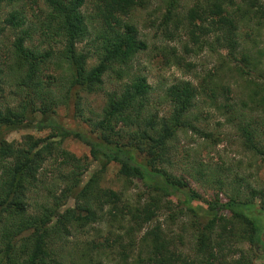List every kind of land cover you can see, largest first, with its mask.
<instances>
[{
  "label": "trees",
  "instance_id": "trees-1",
  "mask_svg": "<svg viewBox=\"0 0 264 264\" xmlns=\"http://www.w3.org/2000/svg\"><path fill=\"white\" fill-rule=\"evenodd\" d=\"M4 1L13 4L16 0H0V4ZM148 1L42 0L41 27L27 21L23 13L12 14L10 21L19 29V37L6 65L24 97L16 106L0 108V264H70L59 244L75 232L102 223L109 229L116 225L124 228L128 221L133 224L129 232L153 224L143 238L145 256L139 255L140 264L253 263L246 252L227 259L235 252L233 243L247 241L256 246L261 241L260 228L248 215L255 205L247 197L238 195L227 202L208 204L207 223L199 230L189 256L172 249L161 227L154 225L164 207L171 210L167 200L171 197L199 214L191 204L188 184L168 170L172 143L179 133L194 131L205 138L212 134L198 129L191 119L201 95L199 87L190 81L172 84L165 92L169 112L161 116L154 111L153 89L147 78L127 68L146 46L127 18ZM178 1L168 0L165 23L179 11ZM232 6V0H197L187 10L191 37L199 41L196 33L206 36L213 32L215 42L224 47L227 43L232 49L229 55L234 57L238 23L229 12ZM250 7L264 16V5L250 3ZM170 24L175 31L182 25L180 20ZM36 34L41 36L40 43ZM46 43L50 47L43 49L41 44ZM109 73L121 83L115 91L106 92L100 112L85 118L89 127L81 131L62 125L57 110L69 107L72 100L78 117L84 118V96L101 92ZM2 77L0 69V98ZM210 98L216 101V97ZM241 124L243 145L264 163V144L258 139L264 136V117ZM26 126L51 130L54 135H27L18 146L6 141V132ZM71 138L89 147L91 160L64 148V141ZM112 164L119 166L118 175L127 183L138 181L144 186L134 205L124 200L121 192L102 186L104 173ZM55 175L60 188L51 182ZM217 182L224 186V181ZM257 196L264 212V189ZM91 243L92 248L87 249L98 254H107L112 248L108 241ZM84 253L85 260L89 259L90 252Z\"/></svg>",
  "mask_w": 264,
  "mask_h": 264
},
{
  "label": "rangeland",
  "instance_id": "rangeland-1",
  "mask_svg": "<svg viewBox=\"0 0 264 264\" xmlns=\"http://www.w3.org/2000/svg\"><path fill=\"white\" fill-rule=\"evenodd\" d=\"M196 1L179 0V11L168 23L164 21L168 0H149L144 8L133 11L127 18L138 29L139 39L146 45L127 68L147 78L153 89L154 111L161 116L167 115L170 106L165 99L166 90L178 81H190L199 87L201 93L191 119L198 129L212 134V137L205 138L194 131L179 133L172 143L174 152L168 170L188 184L193 196L191 204L199 210L198 216L188 211L179 199L171 197L167 198L171 201V210L166 203L167 207L159 213L154 225L161 227L162 236L170 242L172 249L189 256L197 244L199 230L207 223L208 204L215 200L227 202L238 195L240 198L247 197L255 205L248 215L260 228L261 241L256 246L247 241L233 243L232 251L235 252L228 254L227 259L238 258L241 252H246L252 264H264V212L257 196L258 191L264 189V163L243 145L239 129L241 123L247 124L264 117V105L261 104L264 97V16L250 7V3L264 5V0H232V11L229 12L234 13L238 23V48L234 57L229 55L232 49L227 43L224 47L223 43L215 42L213 32L206 36L196 33L199 34V41L191 37L186 23L187 10ZM42 9V0H16L13 4L4 1L0 4V69L4 73L3 95L0 98L2 109L16 106L24 97L19 95L16 80L9 74V66L6 65L9 52L19 37V29H15V23L10 21L11 16L23 13L28 17L27 21H35V25L41 27L44 20ZM176 20L182 23L177 31L170 24ZM165 27H168L167 31ZM35 39L39 42L40 34H36ZM41 45L43 49L50 47L48 43ZM120 83L114 73H109L101 92L84 96V118L78 117L75 103L71 100L69 107L62 106L57 110V120L69 129L83 131L89 127L85 118L100 112L106 92L115 91ZM210 96L216 97V101ZM27 135L45 138L54 134L51 130L38 131L26 126L6 132L5 139L18 146ZM263 137L261 135L258 139L264 144ZM63 146L78 158L92 159L89 147L76 139H66ZM118 169L115 164L109 167L101 181L102 186L121 192L124 200L134 205L145 188L138 181H135L138 188L127 183L118 175ZM48 175L50 177L52 173ZM217 181H224V186ZM51 182L62 187L56 175ZM131 225L128 221L124 223V228L116 225L109 229L106 223L89 226L75 232L59 246H62L63 255L70 264H140L139 255L145 256L142 252L145 247L143 238L153 224L139 232H129ZM106 241L112 246L107 254L87 249L92 248L91 242L105 244ZM84 251L90 252L89 259L85 260Z\"/></svg>",
  "mask_w": 264,
  "mask_h": 264
}]
</instances>
